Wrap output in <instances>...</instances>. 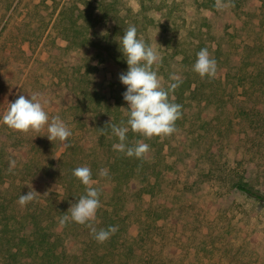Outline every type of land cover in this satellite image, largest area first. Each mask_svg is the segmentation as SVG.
I'll use <instances>...</instances> for the list:
<instances>
[{
  "label": "rangeland",
  "instance_id": "374dc122",
  "mask_svg": "<svg viewBox=\"0 0 264 264\" xmlns=\"http://www.w3.org/2000/svg\"><path fill=\"white\" fill-rule=\"evenodd\" d=\"M221 2L218 9L216 0H0V197L48 227L64 264H264V203L232 185L243 175L264 192V0ZM129 25L162 58L152 67L163 87L179 82L170 100L183 106L182 118L171 136L133 132L151 148L134 184L154 188L135 195L129 187L118 236L97 246L89 227L59 222L65 188L52 174L66 142L50 141L47 126L14 130L3 116L20 95H36L49 122L59 116L72 133L63 171L89 165L95 152L115 154L119 138L107 134L103 147L97 127L112 116L113 95L128 115L119 75L128 70L121 37ZM202 48L217 61L214 78L193 71ZM89 63H98L104 84L96 125L78 79ZM106 185L102 202L112 195ZM30 187L41 195L21 206ZM107 249L113 254L102 256Z\"/></svg>",
  "mask_w": 264,
  "mask_h": 264
},
{
  "label": "clouds",
  "instance_id": "9594fccd",
  "mask_svg": "<svg viewBox=\"0 0 264 264\" xmlns=\"http://www.w3.org/2000/svg\"><path fill=\"white\" fill-rule=\"evenodd\" d=\"M216 6L218 9L224 7L221 0H216ZM121 42L128 70L126 73H121L119 79L127 88L123 93V99L128 104L129 119L126 124L121 121L119 126L111 122L107 125L120 141L113 145L114 150L123 152L129 157L135 156L143 159L151 151L150 145L138 140L132 146H128L126 144L127 133L131 130L152 138L153 136H171L178 131L176 121L182 118L183 106L171 101L170 93L179 86V82L170 84L167 89L163 87L161 78L152 67L162 58L155 47L147 44L142 36L138 37L135 25H129L124 30ZM196 55L193 71L201 78L205 76L214 78L217 73V61L210 55L208 49L202 48ZM9 105L8 111L3 116V122L14 130L26 133L31 129L39 132L47 126V137L50 141L59 139L66 142L72 135L71 130L59 116L53 117L49 122V115L36 95L30 98L20 95L15 102ZM104 131L105 129L102 128L101 133L104 134ZM15 166L16 161L10 160L9 172ZM73 175L86 186V194L79 197L76 203L71 204L59 222L61 225L69 222L87 225L94 239L99 243H104L118 231V227L109 226L107 229L97 230L94 222L97 211L102 207L101 192L93 186L96 181L92 179L91 169L87 166L77 167L73 170ZM100 176L107 177L108 170L102 168ZM38 195L41 194L30 187L27 194L20 195L18 203L25 206L34 201Z\"/></svg>",
  "mask_w": 264,
  "mask_h": 264
},
{
  "label": "trees",
  "instance_id": "16d2710c",
  "mask_svg": "<svg viewBox=\"0 0 264 264\" xmlns=\"http://www.w3.org/2000/svg\"><path fill=\"white\" fill-rule=\"evenodd\" d=\"M87 18V20L93 22V26L99 22L98 16L96 15L92 16L90 14ZM95 20H97L96 23ZM79 27L84 29V23H80ZM80 39V42H77L79 44L78 46L79 48L84 49L90 38L86 35ZM97 64L98 63L92 65L89 63L85 65L84 70L80 71L78 77L79 86L83 93L82 95L85 97V100H88V103L93 106L92 122L94 125H96L95 119L98 117L99 113L98 107L105 99V95L103 93L104 84L98 79L95 71L98 69ZM110 84V90L115 91L116 88L114 87V82L111 81ZM113 96L115 100L112 104L113 111H109L112 116L101 122L99 127H97V129L99 128L97 140L103 147H107V134L112 132L111 128L107 124L110 122L112 124H116L121 121L125 122L129 118V115L122 117L123 112L119 109L122 102L120 97L117 95ZM112 105L110 106L112 107ZM88 108L89 105L86 107V112L89 110ZM87 114H90V112H87ZM119 125L120 124H118V126ZM102 128L105 129L104 134L101 133ZM85 131L86 134H88L92 131V129L90 127V129H86ZM115 136L116 135H114V137ZM132 137L134 138L132 139ZM136 139H138V136L134 135L133 131L129 130L127 133L126 144L128 146H132ZM69 142L68 138L65 149L61 152L57 167L53 170L52 174L55 182L60 183L65 188L63 202L65 203L66 210L62 215L68 211L71 204L76 203L79 197L86 194V186L73 175V170L76 169V167L65 171L62 169V157L67 153L68 148L70 147ZM110 150L115 154H107L106 157H104V154L101 157L103 151L99 154L95 152L93 153L92 161L88 160L89 165H82L91 169L92 179L96 181V184L93 186L100 190L101 202L103 191L105 187H107L106 184L109 182L111 183V198L108 201L102 202V207L96 213L94 226H96L97 230L101 228L107 229L109 226H116L118 223L123 221L125 216L120 214L119 210L122 206L121 203L127 198V194L129 193L128 189H130L129 187H134L133 192L135 195H139L144 192H152L154 188V182L151 183L150 181H148L146 185L134 184L135 182L133 179L136 176L138 168L141 167L140 159L135 156L129 157L125 153L116 151L113 148ZM132 159H135L136 163L131 164L130 160ZM102 168L108 170L107 177L100 176V170ZM148 176L149 175L146 174L144 178H147ZM1 180L2 182H5L6 177L2 175ZM74 184H76L75 188L73 187ZM232 185L241 192L264 203V192L246 180L243 175L234 179ZM2 193L4 192L1 191L2 197H0V246L5 245L4 247L6 249V253H2L0 255V264H64L65 262L62 258L63 253L58 251L57 244L52 238V233L49 231L48 227L43 225L35 215H25L20 210H15L16 205L11 204L12 201L6 200L7 196L5 194L2 195ZM118 205L119 208H117ZM84 230L85 233L89 235L88 239H90V243L99 246V242L94 239L91 230L88 229V232L86 227H84ZM119 230L120 229L118 228V231L111 235V240H115L118 236L117 233ZM110 254H113V252H110V249H107L104 253H102V256H108ZM97 264H102V262H98Z\"/></svg>",
  "mask_w": 264,
  "mask_h": 264
}]
</instances>
